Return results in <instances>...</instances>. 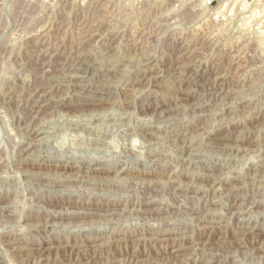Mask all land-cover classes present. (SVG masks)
<instances>
[{
    "label": "rangeland",
    "instance_id": "rangeland-1",
    "mask_svg": "<svg viewBox=\"0 0 264 264\" xmlns=\"http://www.w3.org/2000/svg\"><path fill=\"white\" fill-rule=\"evenodd\" d=\"M0 264H264V0H0Z\"/></svg>",
    "mask_w": 264,
    "mask_h": 264
},
{
    "label": "bare ground",
    "instance_id": "bare-ground-1",
    "mask_svg": "<svg viewBox=\"0 0 264 264\" xmlns=\"http://www.w3.org/2000/svg\"><path fill=\"white\" fill-rule=\"evenodd\" d=\"M139 235V234H138ZM62 247V246H61ZM253 261V260H252Z\"/></svg>",
    "mask_w": 264,
    "mask_h": 264
}]
</instances>
